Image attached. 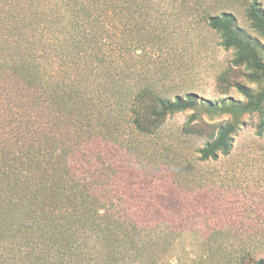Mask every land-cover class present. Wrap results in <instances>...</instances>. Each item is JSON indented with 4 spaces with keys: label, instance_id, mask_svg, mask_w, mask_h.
<instances>
[{
    "label": "trees",
    "instance_id": "obj_1",
    "mask_svg": "<svg viewBox=\"0 0 264 264\" xmlns=\"http://www.w3.org/2000/svg\"><path fill=\"white\" fill-rule=\"evenodd\" d=\"M242 5L257 35L239 23L234 10ZM7 6L0 14V264L170 261L185 230L161 199L173 197L181 181L159 163V149L172 148L156 139L169 116L199 109L233 115L209 124L201 161L231 153L244 114H261L257 133L264 135L262 2L9 0ZM166 10L190 15L234 50L232 67L259 86L234 83L245 102L214 103L194 91L171 96L159 85L150 68L168 69L144 57L167 42ZM228 73L219 80L228 84ZM195 119L196 113L186 130L202 133ZM165 175L174 176L168 188L159 183ZM213 264H264V254L231 250Z\"/></svg>",
    "mask_w": 264,
    "mask_h": 264
},
{
    "label": "rangeland",
    "instance_id": "obj_2",
    "mask_svg": "<svg viewBox=\"0 0 264 264\" xmlns=\"http://www.w3.org/2000/svg\"><path fill=\"white\" fill-rule=\"evenodd\" d=\"M260 1L264 6V0ZM8 2L0 0V14L9 11ZM234 12L239 23L257 35L247 20L244 5ZM162 18L167 42L161 51H147L144 60L159 61L158 68L168 69L162 73L157 67H149L156 78L162 79L159 85L165 87L167 94L194 91L214 103L230 97L245 102L234 83L241 81L259 87L248 80L244 69L232 67L234 50L221 44L215 30L174 10H166ZM116 25L114 30L119 31L123 22L117 20ZM225 71L229 72L228 84L219 80ZM194 113L199 119L192 124H203L202 133L186 130ZM232 117L230 113H208L202 109L178 112L168 117L161 137L156 139L172 148L159 149V163L169 166L168 173L181 181L176 193L173 188V197L164 196L161 201L173 210L174 217H180V221L183 218L185 230L175 242L170 261L164 264H213L223 260L227 252L243 248L264 254V135L257 133L261 114L247 113L240 118L230 154H220L209 161L199 159V150L212 131L209 124L229 121ZM171 175L162 176L159 183L170 187L174 178Z\"/></svg>",
    "mask_w": 264,
    "mask_h": 264
}]
</instances>
